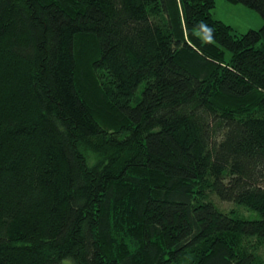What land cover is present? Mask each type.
Segmentation results:
<instances>
[{
	"label": "trees",
	"instance_id": "1",
	"mask_svg": "<svg viewBox=\"0 0 264 264\" xmlns=\"http://www.w3.org/2000/svg\"><path fill=\"white\" fill-rule=\"evenodd\" d=\"M226 1L262 27L0 0V264H264V0Z\"/></svg>",
	"mask_w": 264,
	"mask_h": 264
},
{
	"label": "rangeland",
	"instance_id": "2",
	"mask_svg": "<svg viewBox=\"0 0 264 264\" xmlns=\"http://www.w3.org/2000/svg\"><path fill=\"white\" fill-rule=\"evenodd\" d=\"M212 19L221 21L232 29L233 34L242 35L249 31H257L263 25L262 17L253 9H250L242 4H233L226 0H215V7L211 11ZM231 54L224 51V58L229 60ZM224 211L230 210L231 204L222 203ZM247 215V213L242 212ZM64 264H73L66 260Z\"/></svg>",
	"mask_w": 264,
	"mask_h": 264
}]
</instances>
